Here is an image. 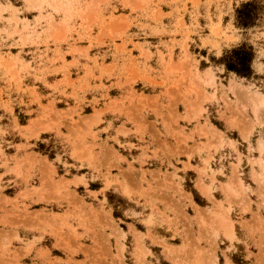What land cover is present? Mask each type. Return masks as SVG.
Wrapping results in <instances>:
<instances>
[{
	"label": "rangeland",
	"instance_id": "374dc122",
	"mask_svg": "<svg viewBox=\"0 0 264 264\" xmlns=\"http://www.w3.org/2000/svg\"><path fill=\"white\" fill-rule=\"evenodd\" d=\"M102 263L264 264V0H0V264Z\"/></svg>",
	"mask_w": 264,
	"mask_h": 264
},
{
	"label": "trees",
	"instance_id": "16d2710c",
	"mask_svg": "<svg viewBox=\"0 0 264 264\" xmlns=\"http://www.w3.org/2000/svg\"><path fill=\"white\" fill-rule=\"evenodd\" d=\"M250 3H245L240 9L236 10L238 25L247 26L249 25L252 16L251 10L248 9ZM249 47L242 45L232 50L230 54L225 56V66L228 70H232L235 73L247 76L249 74V62L251 59V53L248 51Z\"/></svg>",
	"mask_w": 264,
	"mask_h": 264
},
{
	"label": "crops",
	"instance_id": "0c3cea01",
	"mask_svg": "<svg viewBox=\"0 0 264 264\" xmlns=\"http://www.w3.org/2000/svg\"><path fill=\"white\" fill-rule=\"evenodd\" d=\"M186 244H187V243H186ZM186 244H185V243H182V244L178 245V247L186 248V247H187Z\"/></svg>",
	"mask_w": 264,
	"mask_h": 264
},
{
	"label": "bare ground",
	"instance_id": "6f19581e",
	"mask_svg": "<svg viewBox=\"0 0 264 264\" xmlns=\"http://www.w3.org/2000/svg\"><path fill=\"white\" fill-rule=\"evenodd\" d=\"M255 113H256V112H255ZM214 224H215V223H214ZM219 228H220V227H219ZM208 229H209V228H208ZM208 229H207V230H208ZM206 232H207V231H206ZM213 232H214V231H213ZM224 232H225V231H224ZM205 238H206V237H205ZM98 248H99V247H98ZM102 264H103V263H102Z\"/></svg>",
	"mask_w": 264,
	"mask_h": 264
}]
</instances>
